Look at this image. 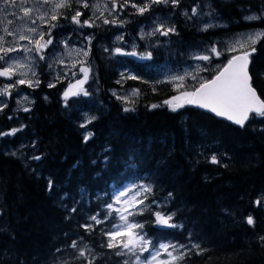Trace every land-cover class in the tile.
Wrapping results in <instances>:
<instances>
[{
    "label": "trees",
    "instance_id": "trees-1",
    "mask_svg": "<svg viewBox=\"0 0 264 264\" xmlns=\"http://www.w3.org/2000/svg\"><path fill=\"white\" fill-rule=\"evenodd\" d=\"M197 6L200 10L191 20L182 15L187 11L191 16ZM262 6L264 0H180L178 7L152 5L143 15L127 13L131 19L126 23L100 20L91 28L72 23L73 11L60 9L64 16L51 21L59 25L51 29L52 36L80 41L92 37L89 60L95 66L96 84L87 85L88 96H72L66 102L62 82L54 87L44 80L33 88L21 85L34 99L27 106L30 111L15 110L11 102L0 111V132L22 129L0 137V264H87L93 259L94 264H121L125 259L133 264L134 258L115 254L120 249L102 247L108 238L101 230L106 231L111 220L96 225L91 233L79 227L87 215L99 212L103 217V206L114 203V190L126 183L153 187L142 206L146 210L130 219L143 223V230L154 240L185 245L180 249L186 254L180 264H264V242L259 240L264 236V118H250L241 127L188 105L172 111L163 102L177 92L159 79L155 68L159 60L170 59L174 65L190 62V51L207 52L213 45L221 50L224 41L237 33L264 31V17L245 18L264 10ZM205 8L215 23L206 31L199 28ZM80 10L82 21L91 17L89 9ZM159 13L171 15L174 22L170 46L157 50L154 41L151 45L139 41L137 57L115 53V48L129 46L139 24ZM48 27L46 23L44 30ZM117 32L123 33L121 44L114 38ZM255 48L249 71L253 87L264 99V39ZM145 51L152 52L151 59L140 58ZM209 54L219 63L231 55ZM121 72L138 79H122ZM133 89H139L140 95L129 101L113 95L114 90ZM153 104L163 106L152 108ZM85 113L96 120L81 128ZM88 131L94 135L84 143ZM212 155L220 163H211ZM130 162L135 168L129 167ZM82 188L88 193L85 201L91 203L82 201L72 219H65L69 213L60 206V196L69 193L64 203L71 207ZM165 199L168 203L160 210L174 212L173 222L182 224V229L154 223L151 210ZM257 199L262 201L260 206L254 203ZM249 215L254 226L246 223ZM80 236L91 252L77 259L70 243ZM193 244L200 248H192Z\"/></svg>",
    "mask_w": 264,
    "mask_h": 264
},
{
    "label": "snow or ice",
    "instance_id": "snow-or-ice-1",
    "mask_svg": "<svg viewBox=\"0 0 264 264\" xmlns=\"http://www.w3.org/2000/svg\"><path fill=\"white\" fill-rule=\"evenodd\" d=\"M36 4H50L52 8V14L49 12H43L39 15V20L44 23H48L49 27L47 30H41L39 27H28L27 32L32 35L20 34L18 36L19 41H29L32 44V47L22 46L16 47L15 41L9 43L5 40L4 36H0V77L6 78L9 83H4L0 85V97H11L13 90L18 89L20 85H27L29 88L39 86V80H33L28 78V73L31 72L35 76L34 66L37 61L46 59V50L49 49L50 45H53V36L51 29L58 27L57 23H51V21H58L62 16L63 12H60V9H67L73 11V14L70 17L72 23L79 25L81 28L95 27V19L88 18L81 20V17L84 13L80 10L81 8L88 9L94 8L95 12H101V7L104 11L114 12L117 8H125L131 6L136 9L137 14L143 15L145 12L149 11L152 5H172L178 7L180 5V0H146L142 4H137L134 0H106V2L101 6V4L96 3L90 5L88 0H35ZM5 8L8 6L16 7L22 11L23 16L21 19L28 18L31 20L33 25L36 24V20L31 19L33 11H39L35 5H30L29 0H3ZM79 5L80 7L74 8L73 6ZM197 7L192 9V15L190 16L187 11L183 13L185 17L189 20L196 16ZM264 7V6H262ZM3 9H0L2 11ZM95 12H93V17H95ZM211 15V12L208 13ZM264 15V13H262ZM68 18V17H64ZM102 18L96 17V19ZM249 20L260 19L261 15H252L245 17ZM8 23H12L8 21ZM104 24H116L117 20H109L103 18ZM119 23L123 24L124 21ZM215 25L211 23H206L203 25L202 30H207L210 27ZM3 31L9 36L14 35L13 32L9 31L8 28H4ZM161 36H169V34L176 33V28L174 25L166 26L165 21H158L154 24L151 32L144 34L141 33V37L144 38L147 36H155L156 34ZM47 36V39L45 37ZM86 39L90 42L92 37L88 36ZM261 39H264V31L248 34L242 40H238L235 43L226 46V51L229 52H238V55H233L228 59L227 63L222 67L218 68L210 79L200 78L198 86H194L192 91H183L178 96H174L169 100L163 102V104L168 105L172 111H176L179 108L185 107V105H194L199 108L207 109L210 112L215 113L217 116L225 117L227 120L234 122L236 125L243 127L245 123L250 118H264V99H261L257 94L256 89L252 85V76L249 73V65L251 63L250 57L256 51L255 45L259 43ZM116 40H123V36H117ZM59 43L67 47V40L60 41ZM9 44V46H5ZM107 51V49H105ZM115 53L122 55H131L137 56L138 53L133 50L132 52H123L121 48H115ZM207 52L214 54L219 57L223 55V51L218 50L214 45L210 49L206 50ZM13 52H23L26 55L23 58L12 57L10 54ZM78 52H83L84 56L88 55V52L83 51V49L78 50ZM140 58L142 59H151L152 52L145 51L140 53ZM194 59L201 61H208L209 63L212 60V55H195ZM53 63H63V60L58 59V57L53 53L52 55ZM49 68L53 67V64H48ZM72 67H75L73 63ZM218 67V66H217ZM80 72L84 74L83 80H78L76 84L71 85L64 93L65 102L68 100L69 96L75 95H84L88 96L89 92L82 87L84 83L87 82L89 73L91 71L88 67H81ZM207 67L197 66V72L205 71ZM190 75L185 73L184 75L174 76L169 80V82L180 81L181 83L177 85L179 90L183 86V81L186 76ZM122 79H138L137 76L129 74L127 77H124V74L121 73ZM58 78V77H57ZM193 80L198 79V75L191 74ZM163 82V81H161ZM117 83H121L120 80ZM49 87H54V84H49ZM75 89V90H74ZM113 95H116L113 92ZM132 96H139V89H133L131 92ZM118 99H127V97L117 96ZM29 100L27 95H23L21 100H18V104H23L24 101ZM163 105L153 104L152 108L162 107ZM7 107V103L4 100H0V111H3ZM23 111H30L29 108L24 107ZM125 112L132 111L133 109L124 108ZM11 119V117H9ZM96 120L95 116H86L85 122L80 125L81 128H87L88 124H91ZM21 128H13L7 132H0V137L3 136H13L17 132L21 131ZM94 133L88 131L83 136L84 143H87ZM107 152L108 149L106 148ZM15 155V153H12ZM32 159L40 160L41 156H33ZM210 162L213 164H218L220 161L215 155L210 157ZM93 164L96 161H92ZM105 167L108 165V157L105 156L103 159ZM130 168H135L134 163H129ZM139 189L130 199H124L127 197L129 191H133L131 185H125L123 188L114 190V203L109 202L103 206L104 216L101 217L100 213L97 212L93 215H87L84 217L85 223L79 225L80 228H83L86 233H91L95 231V226L105 223L108 220H111L109 228L101 230L103 235L106 236L107 242L102 245V247H107L110 249H120L115 254L117 256H128L134 258L133 264H180L181 261L185 259V253L181 252L180 249L185 248V245H178L172 242H162L160 240H154L152 237L143 230L144 224L136 222L130 219L136 215H142L146 210L142 205H144V200L148 198V195L152 194L153 187L151 185H136ZM53 189V181L49 179L48 181V190L51 192ZM80 198L73 201V205L69 207L64 201L69 197V193L65 192L60 196V206L64 208L69 215L65 219H72V214L77 213V205L82 201H85V197L88 195L86 189H80ZM137 195L142 196L143 199H137ZM168 197L172 196V193L167 194ZM97 199H100L97 196ZM91 203L90 200L85 201ZM261 199L254 201L255 205H261ZM153 203H156L153 201ZM168 200L165 199L162 204L157 205V209L151 210V214L155 217L154 223L162 228H183L182 224L174 223V212H166L160 210L162 205H166ZM123 204L124 207L118 208L115 205ZM150 207V206H149ZM115 213V216H113ZM246 223L248 225L254 226L255 220L253 216L249 215L246 218ZM67 235V233H65ZM259 240L264 242V236H260ZM84 237L80 236L78 240H72L70 247L77 250V259L83 257L87 258V255L91 252V249L87 244L83 243ZM192 248L199 249V244H193ZM171 249V250H170ZM57 252H60L61 249L57 248ZM147 253V255H144ZM175 253V254H174ZM166 256L167 258H162ZM67 264V262H63ZM87 264H94L93 260H88ZM121 264H130L129 259H125Z\"/></svg>",
    "mask_w": 264,
    "mask_h": 264
},
{
    "label": "rangeland",
    "instance_id": "rangeland-1",
    "mask_svg": "<svg viewBox=\"0 0 264 264\" xmlns=\"http://www.w3.org/2000/svg\"><path fill=\"white\" fill-rule=\"evenodd\" d=\"M88 2L90 5L99 3L102 6L106 2V0H88ZM134 2L137 4H142L146 2V0H137V1L134 0ZM29 4L35 5V7L39 9V11H33L31 15V19L36 20L35 25H33L31 23V20L28 18L21 19V17L23 16V13L18 8L11 7V6H8L7 8H5L3 4V0H0V9H3L2 11H0V36H4L5 40H7L9 43L15 41V45L18 48L22 46L32 47L33 45L30 44L29 41L27 40L19 41L18 36L22 33L26 35H32L31 33L27 32L28 27H39L41 30H44V26L46 23L41 22L38 17L40 14L46 11L49 12V14H52V8L50 4H42V3L36 4L35 0H29ZM160 5H163V4H160ZM88 9H89V14L91 15V18L95 19V23L97 24L100 22V20H103V18L118 19V20L120 19L126 23L127 19H131L130 17H128L129 15H127V13L129 14L137 13L136 9L132 8L130 5L122 9L117 8V10L114 12L104 11L103 7H101L102 18L96 19V17H101V12H95V9L91 7ZM126 10H128V12H125ZM199 10L200 8H198L197 11ZM93 12H95V17H93ZM183 13L184 12H182V15ZM208 13L209 12H207L206 8L204 9L203 12H201L202 21L200 22V26H199L200 29H202L203 25L206 23H211L213 25L215 24L214 21L209 17ZM262 13H264V10L251 13L248 16L261 15V17H264ZM160 20L165 21L166 26L174 25L171 15H167V14L165 15L163 13L156 14L155 16H153L152 19H150V21L139 24V26L137 27V34H135L134 38L130 39L129 46H126L127 48H123L122 51L132 52L133 50H136L139 45V41H143L145 45H151L152 41H154L155 43L154 47L157 50H164L167 46H170L171 42L169 41L168 36L167 37L161 36L157 33L155 36L145 35L144 38L141 37L142 32L144 34L151 32L154 24ZM8 21H11L12 23H8ZM250 21H254V20H250ZM4 28H8L9 31L14 33V35L9 36L7 33L3 31ZM257 32H261V30L251 29V30L243 31V32L233 35L232 37L224 41V44L221 47V51H223V53H227L226 54L227 56L231 54L228 57L229 59L232 55H234L235 53H238L239 51L238 52L226 51L225 49L227 45L235 43L238 40H242L248 34L257 33ZM122 34H123L122 32H117L114 38L116 39L117 36H120ZM88 36L89 35H86L84 40H81V41L77 37L72 39L68 35H62L58 37V39L53 40V45H50L49 49L46 50V59L39 60L36 62L34 66L35 76H33L31 72H29L28 78L33 79V80H39V83L42 80H44L47 85L49 84L56 85L58 82H62L63 86L61 89V93L63 96V93L71 85L76 84L78 80H83L84 74L80 72L79 69L81 67H88L91 69V71L89 73L87 82L84 83L82 87L86 90H87L88 84H91L93 87L96 84V78L94 76L95 66L93 62L89 60L91 41L89 42L86 39V37ZM63 40H67V47L59 43L60 41H63ZM116 42L118 44H121L122 40H119V41L116 40ZM5 46L6 47L9 46V44H5ZM80 49H83V51L88 52V55L84 56L83 52H78V50ZM53 53H55L58 59L63 60L62 64L53 63V60H52ZM204 54H209V53L204 52V51H197V52L190 51L188 55L190 56L192 60L190 62L187 61L183 65H174L175 63L172 62V60L170 59L166 61L159 60L160 64H157L158 63L157 62L156 63L157 65L155 66V68L157 69V73L159 75V79L169 82V80H171V78L174 76H179V75H184L185 73H189L190 75L186 76L185 80L183 81V86L180 87L179 90L177 88V85L181 83L180 81H174V82H171V83L169 82V83L173 87V89L177 92L176 96L180 95V93L183 91H192L194 86H198L200 82V78L210 79L213 75H215V72L218 70V68H221L228 61L227 59L225 63H219V62H215L214 60H212L209 63L208 61L205 62V61H201V60H197L193 58L195 55H204ZM10 55L12 57L23 58L26 55H32V54H26L23 52H13ZM158 59H160V57H158ZM73 63H75V67H72ZM48 64H53V67L49 68ZM197 66H201L202 68L207 67V70L197 72ZM124 73H127V72H124ZM129 74L130 72L127 73L126 75H129ZM191 74L198 75V79L193 80L191 78ZM4 83H9V81L6 78L0 77V85ZM20 86L18 87V89L13 90L11 97H0V100L6 101L7 105L11 102L13 109L15 110L27 107L34 103V99L32 98V96L26 91H23V89H21ZM23 86H27V85H23ZM113 92L118 94V96L120 97H127V99H122V101H129L131 97H134L131 95L132 90H114ZM23 95H27L29 97V100L24 101L23 104H18L17 101L21 100L23 98ZM69 97H72V96L70 95ZM86 116H90V115L87 113L83 115L84 122H85ZM125 185H131L133 188V191H129L127 194V197H124V199H130L135 193L139 191V189L136 187L134 183H126ZM125 185H123L121 188H123ZM137 199H138V195H137ZM115 207L122 209L124 205L119 204V205H115ZM162 258H167V257L162 256Z\"/></svg>",
    "mask_w": 264,
    "mask_h": 264
},
{
    "label": "water",
    "instance_id": "water-1",
    "mask_svg": "<svg viewBox=\"0 0 264 264\" xmlns=\"http://www.w3.org/2000/svg\"><path fill=\"white\" fill-rule=\"evenodd\" d=\"M238 54H239V52H238V53H235L234 55H238ZM232 56H233V55H232ZM230 58H231V57H230ZM226 63H227V62H226ZM226 63H225V64H226ZM225 64H224V65H225ZM224 65H223V66H224ZM223 66H222V67H223ZM222 67H221V68H222ZM249 67H250V65H249ZM249 73H250V71H249ZM256 91H257V90H256ZM257 94H258V92H257ZM258 95H259V94H258ZM260 98H261V97H260ZM261 99H262V98H261ZM188 106H192V107L198 108V109H200V110H203V111L209 112V113L215 115V116L218 117V118H221V119H223V120H226V121H228V122H230V123L235 124L234 122L227 120V118H225V117H221V116H217L215 113L210 112V111L207 110V109L199 108V107L194 106V105H188ZM246 123H247V122H246ZM246 123H245V124H246ZM235 125H236V124H235Z\"/></svg>",
    "mask_w": 264,
    "mask_h": 264
},
{
    "label": "bare ground",
    "instance_id": "bare-ground-1",
    "mask_svg": "<svg viewBox=\"0 0 264 264\" xmlns=\"http://www.w3.org/2000/svg\"><path fill=\"white\" fill-rule=\"evenodd\" d=\"M33 101V100H32Z\"/></svg>",
    "mask_w": 264,
    "mask_h": 264
}]
</instances>
